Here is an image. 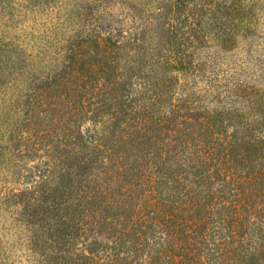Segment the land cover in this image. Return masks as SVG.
<instances>
[{
    "label": "trees",
    "instance_id": "trees-1",
    "mask_svg": "<svg viewBox=\"0 0 264 264\" xmlns=\"http://www.w3.org/2000/svg\"><path fill=\"white\" fill-rule=\"evenodd\" d=\"M227 8L243 10L239 0ZM102 40L70 43L59 72L37 78L11 136L18 157L63 158L55 185L41 159L19 166L25 185L4 197L46 235L47 263L264 264V92L228 88L248 112L226 99L212 109L188 95L152 99L147 80L120 79L117 46Z\"/></svg>",
    "mask_w": 264,
    "mask_h": 264
},
{
    "label": "rangeland",
    "instance_id": "rangeland-1",
    "mask_svg": "<svg viewBox=\"0 0 264 264\" xmlns=\"http://www.w3.org/2000/svg\"><path fill=\"white\" fill-rule=\"evenodd\" d=\"M206 1L0 0V264H48L46 235L26 225L21 205L4 197L25 185L19 166H36L41 159L55 168L56 184L63 158L18 157L11 136L24 125L37 78L59 72L70 43L98 34L103 44H116L120 79L132 88L147 80L152 99L159 91L166 102L188 95L206 109L226 99L248 112L242 94H229L228 88L264 92V0H239L240 14L227 8L231 0ZM104 17L113 23L104 25ZM181 52L183 60L177 59ZM164 105L167 113L170 106ZM258 110L264 120V103Z\"/></svg>",
    "mask_w": 264,
    "mask_h": 264
}]
</instances>
